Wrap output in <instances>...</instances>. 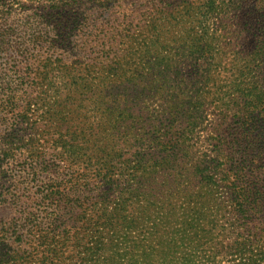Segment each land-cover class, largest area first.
Returning a JSON list of instances; mask_svg holds the SVG:
<instances>
[{
    "label": "trees",
    "instance_id": "16d2710c",
    "mask_svg": "<svg viewBox=\"0 0 264 264\" xmlns=\"http://www.w3.org/2000/svg\"><path fill=\"white\" fill-rule=\"evenodd\" d=\"M113 1L0 0V203L30 249L0 235V264H264V0ZM161 16L197 23L192 57Z\"/></svg>",
    "mask_w": 264,
    "mask_h": 264
},
{
    "label": "rangeland",
    "instance_id": "374dc122",
    "mask_svg": "<svg viewBox=\"0 0 264 264\" xmlns=\"http://www.w3.org/2000/svg\"><path fill=\"white\" fill-rule=\"evenodd\" d=\"M65 2L66 0H58V1L56 0H10V2L8 3L13 7V17L12 18H14V20L9 23H14L22 19L25 15L29 14L31 11H34L37 14H42V15L47 14L51 12V10H53L52 5L60 4V6H62ZM165 2L167 3V5H169L173 3L175 4V2L177 1L176 0H166ZM113 3H114L113 7L116 8L117 11H119L120 13L119 15L123 16L126 14L128 15L132 14V11L135 8L136 9L138 8V10L140 11L143 10L140 7L143 4H144V10H146V5L148 3V0H114ZM179 3H180V0H179ZM179 3H176V4L178 5ZM175 5L172 6L171 9L175 8ZM135 17L138 18L137 15H135ZM161 18H162L161 37H162V46H163V50H162L163 56L165 57L173 56L176 63L180 61L183 62V60L186 59V57L188 56L192 57L194 55V52L190 51V48H189L190 43L185 38L189 34H191V32H193L192 28H196V31L200 30V29H197V23L181 24L179 23V20H176L175 24L173 25V29L170 31V26H169L170 22H169L168 17L161 16ZM224 22L228 26V31H231L232 34L229 35V33L228 34L224 33L225 37L223 40L227 41V44H229L230 42L228 38H234V41L232 42L235 43L234 48H237L238 47L237 40L239 38V35H237V33H235L234 31L237 29L235 25L238 23V21L235 20L231 22V18H229V21H228V18H226ZM184 46H186V49H184ZM226 50H228V48H226ZM60 53H63V51H58V54ZM170 53L172 54L171 56H170ZM181 67H182V63H181ZM247 72L249 73V77L250 76L253 77L255 74L249 70H247ZM232 74H234V72ZM180 76H181L180 80L185 79L182 75V71H181ZM228 78L230 80H226ZM222 79L224 80V83L227 84V86L232 85L233 82L236 85H238L243 81L241 77L236 76V75L232 77L230 73L223 75ZM245 80H248V79H245ZM222 83H223L222 81H219V84H222ZM160 102L157 101L156 103L161 105ZM208 115L209 116H207V118L209 121V126H211L214 123L213 122L214 117L212 113ZM206 123H204L203 125L204 129H205ZM2 143L3 141L0 136V151L5 148V145H3ZM5 189L8 191H11L12 188L10 187L9 183L7 184V186H5ZM14 192L15 190L9 193L14 194ZM16 210L17 209L14 208L12 203L10 202V199H8L7 203H4V204L0 203V235L5 236V240H7L8 246L5 247V251H8V252H10V249L11 251L19 249L20 247L19 245L21 244L20 240L16 238L15 231L10 224L12 223V219L16 217V214H17ZM20 248H23V250H26V251H30L29 247L27 248L20 247ZM17 260L19 261L12 260L9 264H34L33 261H30V260L27 261V260H22L18 258Z\"/></svg>",
    "mask_w": 264,
    "mask_h": 264
}]
</instances>
